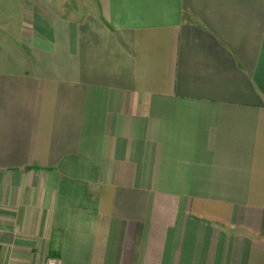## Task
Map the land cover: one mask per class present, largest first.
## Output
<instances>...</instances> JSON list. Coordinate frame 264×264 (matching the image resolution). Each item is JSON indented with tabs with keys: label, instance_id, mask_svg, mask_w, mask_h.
Instances as JSON below:
<instances>
[{
	"label": "crops",
	"instance_id": "0c3cea01",
	"mask_svg": "<svg viewBox=\"0 0 264 264\" xmlns=\"http://www.w3.org/2000/svg\"><path fill=\"white\" fill-rule=\"evenodd\" d=\"M52 259L264 264V0H0V264Z\"/></svg>",
	"mask_w": 264,
	"mask_h": 264
},
{
	"label": "built area",
	"instance_id": "2783aa9c",
	"mask_svg": "<svg viewBox=\"0 0 264 264\" xmlns=\"http://www.w3.org/2000/svg\"><path fill=\"white\" fill-rule=\"evenodd\" d=\"M48 264H61L57 259H52Z\"/></svg>",
	"mask_w": 264,
	"mask_h": 264
},
{
	"label": "rangeland",
	"instance_id": "374dc122",
	"mask_svg": "<svg viewBox=\"0 0 264 264\" xmlns=\"http://www.w3.org/2000/svg\"><path fill=\"white\" fill-rule=\"evenodd\" d=\"M71 6H72V5H71ZM71 6H70V7H71Z\"/></svg>",
	"mask_w": 264,
	"mask_h": 264
}]
</instances>
